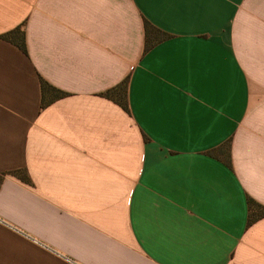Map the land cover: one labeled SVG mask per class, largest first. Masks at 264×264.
Returning <instances> with one entry per match:
<instances>
[{
  "label": "crops",
  "instance_id": "crops-1",
  "mask_svg": "<svg viewBox=\"0 0 264 264\" xmlns=\"http://www.w3.org/2000/svg\"><path fill=\"white\" fill-rule=\"evenodd\" d=\"M0 173V264H264V0H0Z\"/></svg>",
  "mask_w": 264,
  "mask_h": 264
},
{
  "label": "trees",
  "instance_id": "trees-1",
  "mask_svg": "<svg viewBox=\"0 0 264 264\" xmlns=\"http://www.w3.org/2000/svg\"><path fill=\"white\" fill-rule=\"evenodd\" d=\"M144 28H145L146 34L149 32L152 33L153 41H158L166 37L165 33L158 31L146 21L144 22ZM1 38H3L6 41L11 42L23 52H26L24 35L20 27H16L7 33H4L3 35H1ZM148 46H149V43H146L145 47L147 48ZM126 84H127V79H124L121 83L114 86L113 88L106 90L103 93V95L106 98L113 100L116 104H118L124 110H127ZM40 88H41V94H42L41 104H40L41 106H45L49 101L60 98L65 95L64 92L50 86L48 83H46L43 80H40ZM219 150L222 152L224 162L227 165H229L228 141H226L223 145H221ZM13 173L16 174L15 171H13ZM4 174L5 173H0V181ZM247 207L250 212L248 222H251L258 216L264 215V207H261L259 204L255 203L250 198L247 199Z\"/></svg>",
  "mask_w": 264,
  "mask_h": 264
}]
</instances>
